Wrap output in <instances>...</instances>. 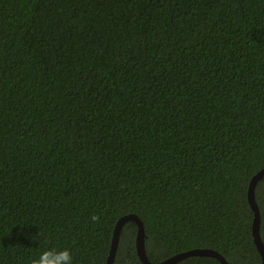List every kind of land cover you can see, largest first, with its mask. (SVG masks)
I'll list each match as a JSON object with an SVG mask.
<instances>
[{"label":"trees","instance_id":"trees-1","mask_svg":"<svg viewBox=\"0 0 264 264\" xmlns=\"http://www.w3.org/2000/svg\"><path fill=\"white\" fill-rule=\"evenodd\" d=\"M263 167L264 0H0V264H261Z\"/></svg>","mask_w":264,"mask_h":264},{"label":"water","instance_id":"water-1","mask_svg":"<svg viewBox=\"0 0 264 264\" xmlns=\"http://www.w3.org/2000/svg\"><path fill=\"white\" fill-rule=\"evenodd\" d=\"M263 174H264V167L259 169L255 174H253V176L251 177L249 181V185L247 188L248 203L251 209L253 210V214H254L253 221H252V236H253V241L255 243V246L261 256V264H264V244L261 240L260 233H259L260 213H259L258 205L255 201V197H254V188H255L257 181L262 177ZM127 220H132L137 225V231H136V236H135V247H136V252L139 257V260L143 264H175L178 261L184 258H187L189 256H193V255L213 256L217 258L221 264H228L225 258L219 252L213 249H210V248H206V247L191 248V249L177 252L160 261H150L146 255L145 246H144L145 233H144L143 223L137 215L132 214V213H128V214H125L119 217V219L115 223V226L113 229L112 240H111V247H110L109 254L107 256L105 264L113 263L116 248H117L119 233H120L122 224Z\"/></svg>","mask_w":264,"mask_h":264},{"label":"clouds","instance_id":"clouds-1","mask_svg":"<svg viewBox=\"0 0 264 264\" xmlns=\"http://www.w3.org/2000/svg\"><path fill=\"white\" fill-rule=\"evenodd\" d=\"M90 220L99 223L100 215L93 214ZM73 262L74 257L69 248L47 247L37 257L32 258L30 264H73Z\"/></svg>","mask_w":264,"mask_h":264}]
</instances>
